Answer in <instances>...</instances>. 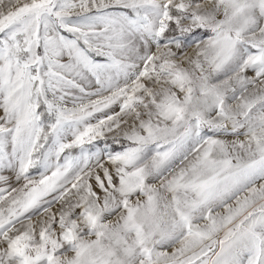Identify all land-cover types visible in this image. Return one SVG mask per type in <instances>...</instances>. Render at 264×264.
<instances>
[{
	"label": "snow or ice",
	"instance_id": "6c2138e0",
	"mask_svg": "<svg viewBox=\"0 0 264 264\" xmlns=\"http://www.w3.org/2000/svg\"><path fill=\"white\" fill-rule=\"evenodd\" d=\"M0 264H264V0H0Z\"/></svg>",
	"mask_w": 264,
	"mask_h": 264
}]
</instances>
